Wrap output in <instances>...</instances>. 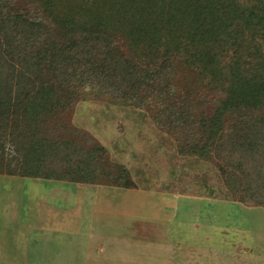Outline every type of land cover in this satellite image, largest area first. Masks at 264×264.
Here are the masks:
<instances>
[{
    "label": "trees",
    "instance_id": "1",
    "mask_svg": "<svg viewBox=\"0 0 264 264\" xmlns=\"http://www.w3.org/2000/svg\"><path fill=\"white\" fill-rule=\"evenodd\" d=\"M58 87L154 101L179 152L264 211V0H0L1 176L89 184L94 153L34 138Z\"/></svg>",
    "mask_w": 264,
    "mask_h": 264
},
{
    "label": "rangeland",
    "instance_id": "2",
    "mask_svg": "<svg viewBox=\"0 0 264 264\" xmlns=\"http://www.w3.org/2000/svg\"><path fill=\"white\" fill-rule=\"evenodd\" d=\"M55 91L50 101L53 110L47 109L44 116L31 122L34 138L67 140L83 153H94L93 177L83 187L68 183L55 186L53 182L0 175V239L6 245L11 239L18 264H26L20 259L27 244L33 245L38 264H55L52 256L56 245L57 264H85L87 257L90 264H96V257L102 253L95 246L106 241L103 227L120 223L126 226L122 231L130 235L133 229L126 224L131 226L133 222L132 210L141 208L140 213L145 212L142 239L150 240L156 233L151 227L168 224L171 216L166 214V208L171 198L177 199L175 206L179 208L195 207L201 218H214L215 222H211L216 227L207 231L211 233L210 241L220 244L216 254L222 264H264L263 209L239 204L225 189L214 166L185 151L181 154L180 149L186 147L184 142H176L181 136L178 130L156 125V119L162 124L166 120L157 116L154 101L137 110L131 105L118 104L111 97L99 96L96 91H86L82 98L59 87ZM68 127L74 130L69 132ZM29 139L23 140L24 147L29 146ZM47 185L56 187L60 196H53V191L45 188ZM99 189L119 192L121 198L106 197L109 203L98 194ZM150 208L156 215L163 210L165 214L155 215L153 219L148 213ZM123 212L126 216L121 221ZM173 219L174 224L189 220L187 213ZM30 226H45L46 232H32ZM162 234L156 241L159 245L165 243ZM98 235H103V239ZM106 235L110 238L109 233ZM151 242L141 246L142 264L159 263L156 256L160 252L154 242L149 246Z\"/></svg>",
    "mask_w": 264,
    "mask_h": 264
},
{
    "label": "crops",
    "instance_id": "3",
    "mask_svg": "<svg viewBox=\"0 0 264 264\" xmlns=\"http://www.w3.org/2000/svg\"><path fill=\"white\" fill-rule=\"evenodd\" d=\"M35 180L53 182V183H56L55 186H57V184H60V183L61 184L68 183V184H74L77 186L84 187V184H79V183L53 181V180H48V179H35ZM45 188L53 191V196H56V197L60 196V194H57L56 187L47 185ZM83 190L86 191L87 189L84 188ZM70 192H75V191H70ZM108 192L109 191H106L104 189H99L98 194L105 197V199H107L106 197H109V196L110 197L114 196L115 199L121 198V196H119L120 194L119 192H115V191H112L110 193ZM83 193L84 192H82V195H84ZM64 197L65 196H63V198ZM63 198L62 200H65V198L64 199ZM45 200H48V198H45ZM57 200L59 202V200L61 199H57ZM107 200H109V203H110V199H107ZM194 201L197 203L199 202V200H194ZM175 202H177V199L174 200L171 198V202L169 201L170 206H167V208L165 207L166 214L168 212V215L171 216L169 218L168 224L164 226L161 223L159 227L157 226L159 229L155 227H151L153 228L152 230L156 231V233H155V236L151 238L150 240H147V241L143 240L145 237L143 238V235H142V231H143L142 220L144 219L142 215L145 212L141 214L140 213L142 212L141 208H139V210H136V208L132 210V212L134 213L133 222H131L132 223L131 226L126 224L129 227V229L130 228L133 229L130 232L132 236L131 234L128 235L127 233L122 231V228H126V226H121L119 225L120 223L118 225L110 226V228L109 226H107L106 228L103 227L102 228L103 234L104 232H106V234L109 233L110 238L108 237V235L104 234V236L106 237V241H101L95 246V247H99V250H101V253H102L101 255H98L97 257L95 256L97 260L96 264H142L143 256L140 255L142 254L141 246L142 244L148 241L154 242L155 248L157 249L158 252H160L156 256V258L159 261L158 264H222L219 256L216 254L218 249L220 248V244L216 245L215 242H211L210 241L211 233L210 231H207V228L210 229L211 227H214V228L216 227L215 223L211 222V220L215 222L214 218L213 217L201 218V216L195 213L197 211L195 207H189L188 209L179 208V206L178 207L175 206ZM184 212L187 213V217L189 220L187 222H184L183 220L181 223L174 224L175 220L173 219V217L175 216L184 217L186 215V213ZM148 213L151 216V218H153L156 215L154 214L155 213L154 210L151 208L148 209ZM161 213L162 214L157 213L156 216H161V215L164 216L165 214L164 210ZM121 216H122L121 221H123V218L126 216L125 212H123ZM207 218H210V221L208 220L207 222H205ZM124 222L127 223L126 220ZM161 225L163 226L162 228H161ZM29 228L33 229L31 231L36 232V233L41 232L44 234L46 232L45 226L41 228L40 227L35 228V226H30ZM186 228L188 230H186ZM55 232L57 233V229ZM161 233H163L162 238L165 241V243H163L164 245L163 244L159 245L156 243V241L159 240L158 235ZM150 234H153V233L151 232ZM98 236L103 239V235H98ZM89 237L91 239V236ZM152 242L150 243L151 245H149L151 247H152ZM32 246L30 244L26 245L25 251L23 253V258L21 257L20 259L22 263H26V264H38L39 263V260H36L33 256L34 250ZM95 247L93 248V250H96ZM161 247H163V249H161ZM0 249H2V251L0 252V264H18L19 263L14 257V250H13L14 248L11 243V239L9 240L7 245H6L5 240L0 239ZM53 249H54V254L52 257H54V259L52 262L57 264V245L54 246ZM176 249H180V250L176 251ZM151 250H153V248H151ZM49 263L51 262L49 261ZM149 263H146V264H149ZM85 264H90L88 257L85 261ZM152 264L154 263L152 262ZM223 264H226V263H223Z\"/></svg>",
    "mask_w": 264,
    "mask_h": 264
}]
</instances>
